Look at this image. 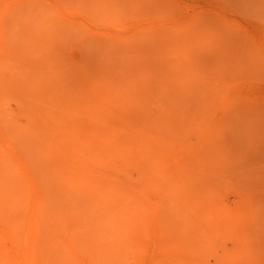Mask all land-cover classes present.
Masks as SVG:
<instances>
[{
    "label": "bare ground",
    "instance_id": "1",
    "mask_svg": "<svg viewBox=\"0 0 264 264\" xmlns=\"http://www.w3.org/2000/svg\"><path fill=\"white\" fill-rule=\"evenodd\" d=\"M44 1L63 14L57 1ZM201 17L195 14L178 28L199 24ZM166 22L144 17L134 26L114 24L113 38L130 43L131 37L141 35L149 44L128 58L134 77L117 83L103 74L101 66H96L95 70L103 71L98 74L87 71L90 66L83 68L89 63L70 60L62 50L67 40L50 28L40 47L50 51L43 67L29 69V61L20 55L22 59H16L15 64L8 61L10 76L0 74V264H94L110 252L105 251L110 247L107 237L122 245L113 254L118 264H264V238L252 237L260 234L258 229L250 235L245 231L249 224L245 225L242 214L243 207L250 208L252 198L258 196L257 190L250 189L253 185L248 192L242 189L241 207L227 208L221 194L234 186L231 182L235 178H227L223 185V173L217 165L221 152H228L226 130L248 104L243 89L251 79L241 81L239 67L248 68L249 62L186 61L183 52L162 44L160 28L171 27ZM236 29L254 41L252 31ZM130 45L132 49L134 45ZM16 60L14 57L11 63ZM118 67L120 70L124 65ZM149 87L158 90L154 111L146 107V100L151 99ZM9 97L15 98L16 112L24 118V125L14 121L7 106ZM244 108L247 111L250 107ZM190 134L195 137L193 142L187 138ZM249 170L248 184L264 179ZM63 186L65 190L58 192ZM45 187L57 198L81 191L79 197L88 201L81 208L86 213L72 217L73 224L55 215L52 218L45 210ZM64 203L66 209L79 208L73 200L64 199ZM87 225L104 231L101 238L94 232L85 233L89 247L80 245L75 237Z\"/></svg>",
    "mask_w": 264,
    "mask_h": 264
},
{
    "label": "rangeland",
    "instance_id": "2",
    "mask_svg": "<svg viewBox=\"0 0 264 264\" xmlns=\"http://www.w3.org/2000/svg\"><path fill=\"white\" fill-rule=\"evenodd\" d=\"M0 1H1L0 12L3 13V14L0 13L1 14L0 40L1 38H4V40H6L5 42H7L4 45V40L0 41V46L1 44L4 45L3 47H0L1 49L0 51L4 52L3 55L1 56L5 55L6 57L5 56L4 57L7 60L6 62L4 57L0 56L1 57L0 74L2 76H4L5 74L6 77L10 76V71L12 69V67H10V64H15L16 62H18V60L22 59L19 57V55L23 56L25 60L29 61L27 63L29 69L32 66H34L32 67L33 69H35L36 66L43 67L44 62H46V60L49 58L48 55L50 51H48L47 48H45L46 51L45 49H43L45 51L43 52V50L41 51L40 47H42L41 42L43 44L45 41L43 40V38L46 39L45 36H43L44 33L47 32L50 28L49 31L53 30L56 33H57L56 30H58L59 34H61L59 35L57 33L59 38L61 37L60 39L67 40V44H66L67 46H63L62 50L65 51V54L69 56L70 60L73 61L79 60L80 62L77 63H85V64L89 63L87 65L83 64L84 65L83 68L85 70L90 68V70L87 71L92 72V70L94 71L95 69H97L96 66H101L102 70L105 71L103 74L105 76H108L109 78L111 77L112 82L113 80H115L114 82H116L117 80L123 81L124 80L123 78H125V80H129L132 77V75L134 77V74H132L134 70H132V68L128 66L130 62L128 59L129 56H131V53H133L134 50L136 51L137 49L136 52H138L141 48H144L149 44H146L147 42L144 43L143 42L144 40H142V38L140 39V37H142L141 35L131 37L130 39L132 41L130 43L120 42L121 40H119L118 38L112 37L114 33H116V29H115L116 25L114 26V24H117V26L119 25L123 26V24L124 26H126V24L127 26H134L137 20L141 21L142 18L144 17H149V19L152 18L167 19L166 24L170 25L171 27L160 28L162 30V31L160 30L161 31L160 36L162 38L160 40H162V44H164L166 49L183 52L185 54L186 61L191 60V62H195V63H215V62H226V61L234 62L237 60L239 62H244V63L249 62L250 67L244 69L241 66L239 67L240 69H243V71L239 69L240 75L242 74L241 75L242 77H240V75L238 74V78L240 77L239 79L241 81H246L247 79H251V81H249L250 85L249 83L247 85L244 84L245 87L243 89V92L248 100L247 102H245L248 104L244 106H248L250 108L251 106H253V108H251V110L250 108H248V110L246 111L247 107L244 108L243 106L241 110L242 113L243 112L244 113L240 114L241 112H239V114L236 117V120H238V122L234 120L230 124L228 131L226 130V133L224 135V142L227 145H229L228 152L226 153L224 152V154L221 152L219 156L222 155L223 156L218 159L220 162L218 161L217 165L221 173H223L222 175L224 177L223 178L224 180L222 179L220 181L221 183H223V185L227 184L229 179L233 180L235 178L234 179L235 182L234 180L233 182H231L232 186L233 185L234 186L229 190L225 189L221 194V196L223 195V197H221L222 198L221 201L224 204V206H226L227 208L231 207L235 209L237 207H241L242 202H240L239 193L240 191H242V189L243 191L246 189L245 190L246 192H248L251 188L257 190L256 193L258 194V196H256L257 194H255L256 196L254 197L255 199L252 198L251 206L249 204L250 208L245 210L243 207L242 214L244 215L243 217H244V222L246 223L245 225L249 224L245 226V231L247 233L250 232L251 234H253L254 231L257 232L256 229H258L260 231V234L259 232H257L258 234L255 232L256 234L252 235V237H255L257 239L259 238L258 239L259 241H261V239L264 238V188H261L262 186H264V179H262V181L257 179L252 180L251 181L252 184L250 183L248 184V182H250L248 180L249 178L248 175L250 173H247L249 171L251 172L249 168H252V170L256 171V173H259L260 175L262 174L261 176L262 178H264V169H262L264 168V140H262L264 139L262 138L264 137V0H54L58 2L60 8L62 7V9H64L63 14L57 12V10L53 9L50 6V4L44 0H0ZM171 2H173V4H171ZM6 4L7 7H4ZM5 8L7 10H5ZM119 8L120 10L118 12ZM194 13L195 14L199 13L200 17L204 15L203 16L204 18L201 17L202 21L199 24H193V25L190 24L178 28L183 23L185 22L187 23V21L191 20V18L195 15ZM66 20L71 21V24L69 25L70 22H68L67 25ZM76 24L77 25L79 24L80 28L79 25L77 28ZM59 26L61 27L59 28ZM62 26L64 27L62 28ZM65 26L70 30H67ZM69 26L70 27L73 26L74 28L73 27L72 28L74 30H72V28H70ZM173 26H176V28H174ZM238 26L245 28L250 32L252 31L254 35L253 37L254 41H251L247 39L245 36H242L236 29V27ZM81 27H84V29ZM77 29L78 32L76 31ZM129 31H131V28L128 29L125 33ZM5 32L7 34L3 35ZM82 32L84 33L86 32L85 33L86 35L84 33L82 34ZM78 36L80 38H78ZM135 37L137 38L139 37V41H137ZM133 40L135 41L136 44L132 43L134 42ZM8 42L10 44H8ZM130 44L134 45L135 48L134 46H132L131 49ZM138 45L140 47H138ZM3 48H5L7 51H5V49ZM33 49H34V53H37V55L31 53L33 52ZM35 49H37V52H35L36 51ZM123 49H125L124 52L128 49V51H126V54H124L125 56L123 55L124 53ZM15 51L16 52L18 51V53H15ZM38 51L41 54H38ZM19 52H22L23 55H21L22 53L19 54ZM42 52L44 55L42 54ZM119 52L122 53V55L118 54ZM30 53L32 57L31 55H29ZM115 53H117V55ZM24 55L26 56V58ZM7 56L12 57V59H14L15 57V60L16 59L18 60H16L15 62L13 61L14 63H11L12 59H10V57L7 58ZM172 59L175 60L176 58L172 57ZM123 60L124 61L128 60V62L127 61L124 62ZM3 61L6 62L7 64L4 63ZM8 61L10 64L8 63ZM125 63L127 65H125ZM116 64L118 66L121 65V67L122 64L124 65V67H122L121 69L123 72L126 73L127 76L125 74L123 76L121 69L119 70L120 67H118ZM88 66L90 67L88 68ZM114 66H115V70L117 71H114ZM125 67L126 68L128 67L129 69L127 68L128 70H126ZM102 70L98 69L95 71L96 72L99 71L98 74H102L103 72ZM129 70L131 71L129 72ZM116 73L118 75H116ZM120 73L122 76L120 75ZM98 74L96 75L98 76ZM153 88L154 87H152V89ZM149 89H150L149 90L150 93L148 95V98L151 99L149 100L147 98L148 100H146V103L148 104H146L147 105L146 107L149 108L148 110L154 111V108H156L155 106L156 102L158 100L156 98L158 94V90H156L155 88L152 90L151 87H149ZM154 92L156 93L155 95L152 94ZM8 100L9 101H7L8 102L7 106L9 109H11L10 111L12 112L14 121L16 122L17 125L20 126L24 125L25 124L24 118L21 115L17 114L16 112L17 107L15 102H13L15 98L9 97ZM151 100H153L154 103H152L153 101ZM257 101H259V104ZM249 103L251 105H249ZM253 109L259 112L257 113ZM246 113H248L249 115ZM241 115H244L243 118L245 117V115H247L248 118L246 116V118L243 119ZM241 118L243 120H241ZM247 120L248 121L250 120L251 122H248ZM245 121L248 122L249 126ZM240 122H242V127L240 126L241 131H239V126L237 125L238 123L240 125L241 124ZM244 125H246L245 128ZM242 131L245 134H243ZM242 135L244 137L246 135V138H244ZM248 135H250L248 141L250 139L252 140L255 138L254 143L256 147L251 140L249 142L247 141ZM187 138L191 142L195 140L193 134H190V136H188ZM231 138L233 139L234 143L231 142L232 141ZM230 146H231V150H230ZM232 149L236 150V152L235 151L233 152ZM247 149H249V151ZM255 150L257 152L259 150V152L257 153L255 152ZM231 151L232 154L234 153L233 156L231 154ZM20 153L24 155V152H20ZM222 158H224V160H221ZM230 159L231 161H229ZM224 161L228 163L225 166L224 164H226V162ZM228 165H230L229 166L230 168L228 167ZM253 166L255 168L257 167L256 170ZM225 168L228 170H225ZM259 170H261V172H259ZM239 173H241L242 177H240ZM117 175L119 176L118 177L119 179H122L121 172H119ZM241 179H243L244 182ZM238 182L242 187L239 185ZM234 183H236V185ZM249 185L250 186L253 185V186L250 187ZM65 188L66 187L63 186L58 192L64 191ZM48 191L50 190L47 187H45V196L47 197L46 199L48 200V205L46 206L45 210L52 218H54L55 215L59 220H63L64 222L73 224L71 220L72 217H75L76 214L86 213V211H84L81 208H85L88 204V201L86 198L83 199L81 198V196L79 197V192L81 191L75 190L71 193L68 192L66 196H62L59 198L54 197V194L52 193L51 195H49ZM64 199L66 201L73 200L74 202L78 203L79 208L76 209L75 211L71 209H66ZM150 199L153 201L155 200V198H150ZM53 202L57 205L58 211L55 210ZM85 217H83L84 221L88 219ZM88 223H92V222L88 221ZM87 231H89L90 234L94 232L92 234L98 235L100 238L104 236V231L100 230V227L98 228L93 225H87L82 233L78 232L75 235L78 243L82 246L84 245L87 247L90 246V242L88 241L86 242L87 239L85 233ZM107 241H108L107 244L110 245V247L109 248L105 247V251H110V252L104 253L102 258L100 259V262H94V264L97 263L118 264L116 261L117 259L113 254L116 253L118 249H121L122 245L118 243L115 239L108 240V237H107Z\"/></svg>",
    "mask_w": 264,
    "mask_h": 264
}]
</instances>
